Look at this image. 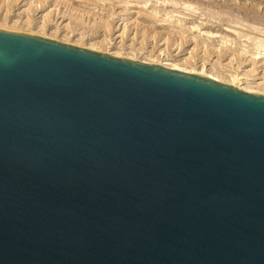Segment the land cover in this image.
<instances>
[{
    "label": "water",
    "instance_id": "water-1",
    "mask_svg": "<svg viewBox=\"0 0 264 264\" xmlns=\"http://www.w3.org/2000/svg\"><path fill=\"white\" fill-rule=\"evenodd\" d=\"M0 264H264V95L0 29Z\"/></svg>",
    "mask_w": 264,
    "mask_h": 264
},
{
    "label": "rangeland",
    "instance_id": "rangeland-1",
    "mask_svg": "<svg viewBox=\"0 0 264 264\" xmlns=\"http://www.w3.org/2000/svg\"><path fill=\"white\" fill-rule=\"evenodd\" d=\"M0 29L225 82L236 74V84L264 93V61L253 49L264 45V0H0Z\"/></svg>",
    "mask_w": 264,
    "mask_h": 264
},
{
    "label": "bare ground",
    "instance_id": "bare-ground-1",
    "mask_svg": "<svg viewBox=\"0 0 264 264\" xmlns=\"http://www.w3.org/2000/svg\"><path fill=\"white\" fill-rule=\"evenodd\" d=\"M255 45L256 46L253 45L254 46L253 49L255 51L254 54H255L256 58H258L259 60H263L264 61V45L260 44L259 42L258 43L256 42ZM86 48L89 49V50L97 51V49L93 45H90V47H86ZM245 49H247V48H245ZM106 53L110 54V55H113V56H120L119 54H114V53H111L109 51H106ZM124 58H127L129 60H135L133 57H129V56H125ZM140 62L149 63V64H158L160 66H163V67H166V68H169V69L178 70V71L186 72V73H189V74H199L201 76H204L206 78H210V79H212L214 81H217V82H221V83H224V84L236 86V87H238L240 90H242L244 92L264 94V93L260 92L261 90L257 91V89L254 90L251 87L242 86L241 84L240 85L236 84L235 80L238 79L236 74H235V76H233V78L231 80L232 82H225V81H223V79H220L217 75H213V74H211V73H209V72H207L205 70H202V69L201 70L188 69L186 67H181L180 65L175 64V63L174 64L173 63H167V62L163 63V61H152V62H149V61L140 60Z\"/></svg>",
    "mask_w": 264,
    "mask_h": 264
}]
</instances>
